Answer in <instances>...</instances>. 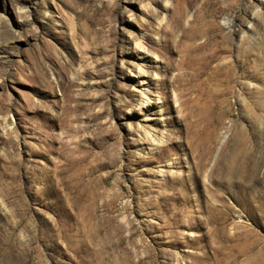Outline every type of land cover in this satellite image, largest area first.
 <instances>
[{
  "label": "rangeland",
  "instance_id": "1",
  "mask_svg": "<svg viewBox=\"0 0 264 264\" xmlns=\"http://www.w3.org/2000/svg\"><path fill=\"white\" fill-rule=\"evenodd\" d=\"M167 1L0 0V264H264V0Z\"/></svg>",
  "mask_w": 264,
  "mask_h": 264
},
{
  "label": "bare ground",
  "instance_id": "2",
  "mask_svg": "<svg viewBox=\"0 0 264 264\" xmlns=\"http://www.w3.org/2000/svg\"><path fill=\"white\" fill-rule=\"evenodd\" d=\"M169 1L170 0H168L166 3H169ZM147 7H148V5H147ZM142 14H143V16H146V12L145 11H143ZM167 14H168V9L165 8V10L163 11V15H162L163 17H162L161 23H163L165 20H167V16H168ZM161 23H159V26H161ZM227 23H229V22H227ZM144 48L145 47H143L142 43H138V44L135 45V50H138V49H140V50L142 49L143 50ZM137 73L139 74V76H144V74H145L144 69L142 67H139L137 69ZM156 76H158V75L156 74ZM139 103H140V106H143V105L147 106L149 104L147 92L141 91ZM140 109H142V108H140ZM140 109H138V110H140ZM151 142H154V140H152ZM160 144H163V141H161Z\"/></svg>",
  "mask_w": 264,
  "mask_h": 264
}]
</instances>
